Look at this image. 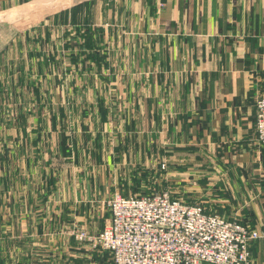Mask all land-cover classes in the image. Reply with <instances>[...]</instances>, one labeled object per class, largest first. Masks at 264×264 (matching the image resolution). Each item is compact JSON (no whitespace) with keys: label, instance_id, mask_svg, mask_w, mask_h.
Here are the masks:
<instances>
[{"label":"crops","instance_id":"1","mask_svg":"<svg viewBox=\"0 0 264 264\" xmlns=\"http://www.w3.org/2000/svg\"><path fill=\"white\" fill-rule=\"evenodd\" d=\"M3 41L0 264H111L77 234L156 170L264 264V0H0Z\"/></svg>","mask_w":264,"mask_h":264},{"label":"built area","instance_id":"2","mask_svg":"<svg viewBox=\"0 0 264 264\" xmlns=\"http://www.w3.org/2000/svg\"><path fill=\"white\" fill-rule=\"evenodd\" d=\"M255 105V138L264 143V93ZM109 219L96 234L79 233L110 253L112 264H250L261 237L246 223L188 203L170 189L139 195L114 192Z\"/></svg>","mask_w":264,"mask_h":264},{"label":"rangeland","instance_id":"3","mask_svg":"<svg viewBox=\"0 0 264 264\" xmlns=\"http://www.w3.org/2000/svg\"><path fill=\"white\" fill-rule=\"evenodd\" d=\"M3 43H4V41L1 42V44H0L1 48H2ZM2 50H4V49H2ZM145 175L146 174H144V176H142L143 178H141L139 181L138 180L137 181L135 180L136 182L135 181H131L130 184H128V185H126V183H125V189L123 191H121V189H118L119 191H115V192H119L122 195L129 196V195L145 194V193H149V192L154 191V190L170 189V191L173 193V195L175 197H177V198H180V199H182V200H184V201H186L188 203H197V204L203 205V204H201V201H200V200H202V197H198L197 196V192H198L197 189L198 188H202V185H203L202 182H200L198 184L199 187L197 186L196 190L194 188L192 190H190V191H188L186 189L185 190L183 189L184 193H181V187L179 186V184H176V183H179V181H177L176 183L172 182L174 184L170 185L169 184L170 182L168 183V181L164 178V174L163 173H159V171H157V170H156L154 178H151V177L148 178ZM193 186H194V184H193ZM211 210L214 211V209H211ZM107 211H108L107 212V214H108L109 210H107ZM215 212H217V211H215ZM109 215L110 214H108V219H109ZM98 232H94V233L90 232L88 234H93L94 235V234H96ZM78 235L79 234H77V236ZM95 247L100 249L97 246H95ZM108 254H109L108 257H110V253L109 252H108ZM109 259L111 261V257ZM111 264H112V261H111Z\"/></svg>","mask_w":264,"mask_h":264}]
</instances>
